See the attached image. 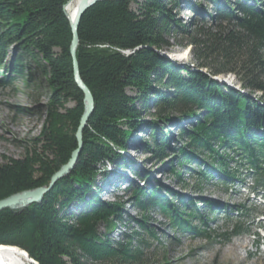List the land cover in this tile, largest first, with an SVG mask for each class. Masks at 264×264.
<instances>
[{"label":"trees","instance_id":"obj_1","mask_svg":"<svg viewBox=\"0 0 264 264\" xmlns=\"http://www.w3.org/2000/svg\"><path fill=\"white\" fill-rule=\"evenodd\" d=\"M208 1L214 6V25L193 24L189 33L197 70L161 55L180 29L169 8L177 0L104 1L83 15L77 60L95 111L84 131L82 153L72 173L41 203L0 213V245L26 251L38 264H143L147 244L141 232L155 239L154 232L137 221L140 232L113 240L110 234L125 225L124 204L103 201L99 184L107 180L108 167L123 159L142 125L141 110L150 106L158 121L146 125L154 141L153 148L145 145L146 153L161 162L176 155L178 167H188L190 175L198 168L200 183L214 174L230 181L244 170L264 188V0ZM69 2L0 0L3 83L23 78L49 91L39 137L23 159L0 162V201L49 186L77 149L84 96L74 79ZM228 74L237 77L247 95L212 79ZM184 122L189 127L180 130L182 146L174 150L171 132L163 130ZM231 165L237 167L234 172ZM172 174L179 178L180 170ZM125 192L139 212L160 210L174 231L209 239L193 226L192 219L201 215L194 201L180 199L184 206L179 208L160 189L130 186ZM73 205L78 212L70 211ZM199 220L204 227L205 220ZM240 233L234 226L226 236Z\"/></svg>","mask_w":264,"mask_h":264},{"label":"rangeland","instance_id":"obj_2","mask_svg":"<svg viewBox=\"0 0 264 264\" xmlns=\"http://www.w3.org/2000/svg\"><path fill=\"white\" fill-rule=\"evenodd\" d=\"M224 1L221 0L222 3ZM169 8H172V15L180 29L168 38L171 47L161 51V55L178 67L190 66L197 70L189 33L195 28L193 24L205 28L214 25V6L208 0H177V5ZM132 9L136 11L137 6L133 4ZM215 78L226 80L231 85L225 86L245 95L248 93L242 90L234 74ZM4 80L0 74V162L25 157L26 148L32 147L33 140L41 133L45 120L44 108L49 98L45 84L35 86L30 83L31 81L16 78L12 85H7L3 83ZM128 93L132 97L136 96L133 90H128ZM255 96L261 94L257 93ZM149 97L154 98L153 95ZM139 109L141 110L140 106ZM141 117L142 125L128 142L127 151L122 153L123 159L108 167L107 180L99 184L101 188L103 185L99 194L103 201L124 204L122 217L125 225H119L110 237L119 241L124 235H130L134 231L140 232L137 224V221H140L146 223L155 235L153 239L141 232L147 244L143 248V264H264V243L249 236L232 238L227 242L226 236L233 230L231 225L226 227V218L232 225L237 224L239 229L252 227V230H259L264 226V218L257 219L264 215L261 199L251 196L248 187L236 185L238 178L235 179L234 186L225 184L217 174L207 182L200 183L197 176L198 168L190 175L188 167L183 169L178 167L176 155L161 162L154 155L146 153L145 145L148 143L153 148L154 143L151 131L146 126L157 120L154 106L141 110ZM179 117L178 114L173 115L174 119ZM176 123L166 126L163 130L164 133L165 130L171 132L170 146L174 150L182 146L180 130L189 127L185 122L181 125ZM159 125V129L164 126L162 121ZM159 139L160 136L157 140ZM230 167L233 171L236 170L235 165ZM173 169L180 170L179 178L172 174ZM244 179L247 178H242ZM247 183L249 184V181ZM130 186L148 191L160 189L162 195L179 208L184 206L180 199H185L187 203L194 201L201 215H198L197 219H192L193 226L199 227L200 232L206 233L209 239L198 237L193 232L183 234L174 231L170 220L162 215L160 210L148 214L139 212L132 204L130 194L125 192ZM167 192L170 195H167ZM205 203L209 207L206 208ZM70 211L78 212L79 208L73 205ZM199 217L205 220V228ZM103 231L104 228L101 229V232Z\"/></svg>","mask_w":264,"mask_h":264},{"label":"water","instance_id":"obj_3","mask_svg":"<svg viewBox=\"0 0 264 264\" xmlns=\"http://www.w3.org/2000/svg\"><path fill=\"white\" fill-rule=\"evenodd\" d=\"M104 1H118V0H79L78 6L75 10V14L73 16V19L71 20L70 17L68 16L70 24H71L72 35H73L70 53H71L72 60H73L74 79H75V82H76L78 88L81 90V92L83 93V96H84V114L81 118L80 126H79L77 134H76V140H77V144H78L77 149L73 152L71 159L68 162V164L63 166L52 177L49 186L39 188L36 190H32V191L23 192V193L15 195V196H12L8 199H5L3 201H0V213L3 211H6V210L18 211V210L25 209V208L33 205V204L41 203L44 199V196L46 194L50 193L60 180L68 177L72 173V171L75 169V167L78 163L79 157L82 153L83 146H84V142H83L84 131H85V128L87 127V124H88L91 116L93 115V113L95 111L94 97H93L91 91L89 90V88L83 82V80L81 78L80 70H79V64H78V60H77V49L79 46V34H78V32H79V26H80L81 19H82L83 15L89 9L94 7L96 4H98L100 2H104ZM65 10L67 12V6L65 7ZM67 14H68V12H67ZM214 80H216L220 84H224V85L227 84L231 87L230 83L228 84V82L226 80H220L217 78H215ZM0 246H5V245H0ZM16 248L20 249L18 247H16ZM20 251L22 253H24L26 259L29 261L30 264H38L33 259H31L29 257V255L26 251H24L22 249H20Z\"/></svg>","mask_w":264,"mask_h":264},{"label":"bare ground","instance_id":"obj_4","mask_svg":"<svg viewBox=\"0 0 264 264\" xmlns=\"http://www.w3.org/2000/svg\"><path fill=\"white\" fill-rule=\"evenodd\" d=\"M78 3L79 0H70V2L68 3L67 12L71 20L73 19ZM0 264H30V263L26 259L24 253L20 251V249H17L16 247H12V246H0Z\"/></svg>","mask_w":264,"mask_h":264}]
</instances>
